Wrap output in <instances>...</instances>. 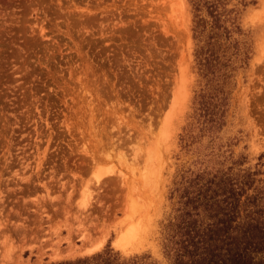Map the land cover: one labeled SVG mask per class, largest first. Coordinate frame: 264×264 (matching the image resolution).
<instances>
[{"label": "rangeland", "instance_id": "rangeland-1", "mask_svg": "<svg viewBox=\"0 0 264 264\" xmlns=\"http://www.w3.org/2000/svg\"><path fill=\"white\" fill-rule=\"evenodd\" d=\"M246 1L251 55L215 149L264 178V0ZM191 19L186 0H0V264L107 246L166 264L169 187L209 149L180 142Z\"/></svg>", "mask_w": 264, "mask_h": 264}, {"label": "trees", "instance_id": "trees-1", "mask_svg": "<svg viewBox=\"0 0 264 264\" xmlns=\"http://www.w3.org/2000/svg\"><path fill=\"white\" fill-rule=\"evenodd\" d=\"M186 1L198 83L180 142L191 151L207 138L209 149L174 175L168 193L171 209L160 227V253L166 264H264L263 172L245 165L243 154L215 149L235 77L251 55L241 25L247 1ZM48 264L162 263L150 254L126 256L107 246Z\"/></svg>", "mask_w": 264, "mask_h": 264}, {"label": "bare ground", "instance_id": "bare-ground-1", "mask_svg": "<svg viewBox=\"0 0 264 264\" xmlns=\"http://www.w3.org/2000/svg\"><path fill=\"white\" fill-rule=\"evenodd\" d=\"M97 245H99V244H97ZM97 245H96V248H97V249H99V247H100V246H99V247H97Z\"/></svg>", "mask_w": 264, "mask_h": 264}]
</instances>
